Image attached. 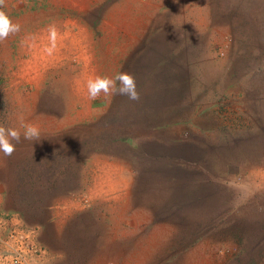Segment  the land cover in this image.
Instances as JSON below:
<instances>
[{
  "label": "rangeland",
  "instance_id": "1",
  "mask_svg": "<svg viewBox=\"0 0 264 264\" xmlns=\"http://www.w3.org/2000/svg\"><path fill=\"white\" fill-rule=\"evenodd\" d=\"M0 10L21 26L0 41V126L21 132L0 151V205L37 222L0 220V239H22L9 261L42 257L37 236L69 264L117 250L135 264H264V0ZM121 71L139 101L88 99L89 78ZM22 121L39 140L23 139Z\"/></svg>",
  "mask_w": 264,
  "mask_h": 264
},
{
  "label": "clouds",
  "instance_id": "2",
  "mask_svg": "<svg viewBox=\"0 0 264 264\" xmlns=\"http://www.w3.org/2000/svg\"><path fill=\"white\" fill-rule=\"evenodd\" d=\"M5 6V0H0V9ZM21 26L12 23L5 11L0 10V41L5 40L9 35L19 33ZM49 45L45 47L44 51L51 55L56 49L57 44V28L55 24H50L47 27ZM87 97L89 100H96L101 93L105 97L113 95L126 96L129 100L139 101L140 93L137 91L135 77L125 71L116 73L113 77L95 75L89 78L86 82ZM23 128V139L25 140H39L40 131L37 126L31 123L21 122ZM21 142V132L13 128H5L0 126V151L5 156H11L15 151V145L11 142Z\"/></svg>",
  "mask_w": 264,
  "mask_h": 264
},
{
  "label": "crops",
  "instance_id": "3",
  "mask_svg": "<svg viewBox=\"0 0 264 264\" xmlns=\"http://www.w3.org/2000/svg\"><path fill=\"white\" fill-rule=\"evenodd\" d=\"M15 207H9L0 205V220H4L5 218L9 219L10 225H15L16 227H25V228H35V225L37 222L34 221H28L22 213L19 211V209H14ZM3 223V221H0ZM7 222V221H6ZM5 222V223H6ZM4 225V224H3ZM0 230H4V227L0 228ZM31 243L38 244L39 246H43L44 255L42 257L37 254L29 255L24 259L23 255L20 254V256L23 259V262L26 260V264H69L66 257L63 258L64 255L59 252H55L54 248H51L52 240L51 242L49 240L42 241L41 238L34 236V238H31ZM18 244H22V239H0V264H10L9 257L6 255L4 251H15L18 250L20 247ZM24 248L22 249V251ZM115 256L108 257L107 255H103L104 258L100 257L98 260L91 261V263L88 264H135L132 263L133 259L131 258V254L129 252H119ZM15 253V252H13ZM121 253V254H120ZM6 255V257H5ZM41 257V258H40ZM25 260V261H24ZM22 264V263H21Z\"/></svg>",
  "mask_w": 264,
  "mask_h": 264
},
{
  "label": "built area",
  "instance_id": "4",
  "mask_svg": "<svg viewBox=\"0 0 264 264\" xmlns=\"http://www.w3.org/2000/svg\"><path fill=\"white\" fill-rule=\"evenodd\" d=\"M14 256H17V258H12L11 261L14 263V264H20L21 261H22V257L19 255H17V253H13ZM10 261V262H11ZM12 264V263H11Z\"/></svg>",
  "mask_w": 264,
  "mask_h": 264
}]
</instances>
